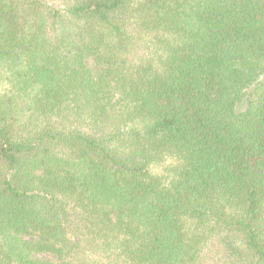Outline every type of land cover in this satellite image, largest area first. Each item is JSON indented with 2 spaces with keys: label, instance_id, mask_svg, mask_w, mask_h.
<instances>
[{
  "label": "trees",
  "instance_id": "1",
  "mask_svg": "<svg viewBox=\"0 0 264 264\" xmlns=\"http://www.w3.org/2000/svg\"><path fill=\"white\" fill-rule=\"evenodd\" d=\"M0 264H264V0H0Z\"/></svg>",
  "mask_w": 264,
  "mask_h": 264
}]
</instances>
